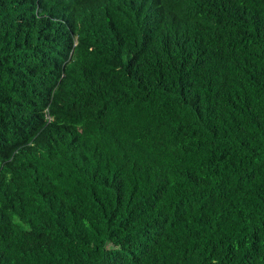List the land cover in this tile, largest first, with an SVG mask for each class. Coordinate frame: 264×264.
Instances as JSON below:
<instances>
[{
    "label": "trees",
    "instance_id": "1",
    "mask_svg": "<svg viewBox=\"0 0 264 264\" xmlns=\"http://www.w3.org/2000/svg\"><path fill=\"white\" fill-rule=\"evenodd\" d=\"M0 0V264H264V0Z\"/></svg>",
    "mask_w": 264,
    "mask_h": 264
},
{
    "label": "clouds",
    "instance_id": "2",
    "mask_svg": "<svg viewBox=\"0 0 264 264\" xmlns=\"http://www.w3.org/2000/svg\"><path fill=\"white\" fill-rule=\"evenodd\" d=\"M63 2V0H57L56 2H54V3H62ZM35 4L37 5V6H41L42 4H41V0H38V1H35Z\"/></svg>",
    "mask_w": 264,
    "mask_h": 264
}]
</instances>
